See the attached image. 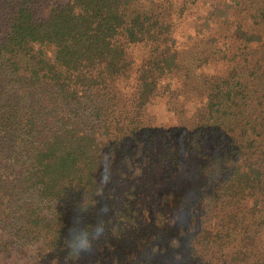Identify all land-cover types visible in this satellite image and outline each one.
<instances>
[{"label":"trees","instance_id":"trees-1","mask_svg":"<svg viewBox=\"0 0 264 264\" xmlns=\"http://www.w3.org/2000/svg\"><path fill=\"white\" fill-rule=\"evenodd\" d=\"M184 1L66 0L38 17L36 0H15L6 13L4 99L11 90L17 105L28 98L64 111L36 143V110L0 104V137L15 139L30 168L27 187L55 208L52 218L24 213L27 231L42 240L38 258L72 262L96 248L106 259L91 264H264V0L251 16L244 5L260 0H199L204 13L178 36L174 17L191 5ZM219 61L225 75L212 72ZM163 97L172 116L160 139L148 113ZM155 140L169 164L184 150L202 158L198 181L164 191L141 212L149 221L138 219L146 207L130 185L110 235L93 238L110 175L139 182L152 163L145 144ZM11 155L0 166L6 182ZM68 208L87 216L81 227H67ZM9 246L10 237L0 239L8 258Z\"/></svg>","mask_w":264,"mask_h":264},{"label":"rangeland","instance_id":"rangeland-1","mask_svg":"<svg viewBox=\"0 0 264 264\" xmlns=\"http://www.w3.org/2000/svg\"><path fill=\"white\" fill-rule=\"evenodd\" d=\"M15 0H0V31L5 29V24H7L6 13L10 10L11 13L14 11ZM66 0H36L33 5L36 9L38 17L47 16L49 11L54 7H57ZM176 4H182L184 0H173ZM186 1V0H185ZM184 1V2H185ZM191 5H188L187 13L184 14L182 18L174 17L176 22V29L178 36L183 33H187L190 30V20L196 15H202L204 13V8L199 4V0H188ZM10 2V8L8 4ZM157 2H165L167 0H157ZM263 2L260 0L259 3L244 5L247 8V14L249 16L253 15L260 5ZM248 15L246 17H248ZM246 17L243 18V23L245 28H249L252 23V20H249ZM181 39V36H180ZM231 47H237V43L231 41ZM218 48V46H217ZM242 52L247 53L248 51L242 50ZM139 54V53H138ZM142 54V51L140 52ZM139 60V59H138ZM212 72L218 75H225L227 73V67L225 64H215L213 66ZM255 86L249 88L253 89ZM257 89V88H256ZM2 86H0V104L4 106H9L18 108L22 113H30L36 110L37 121L40 123V129L34 135L33 140L39 142V137L44 136L46 133L52 132L56 129L57 114L61 109H56L53 112H49L45 104L41 100L35 99H24L23 104L17 105L16 99L13 98V91L10 90V93L6 95V100L2 95ZM258 93H262L259 89ZM127 92H124L122 98L127 96ZM123 101V100H122ZM166 98L158 100L155 106L152 107L151 114L148 113L151 117L152 127H149L151 133H156L159 138L161 132V124L166 125L167 121L172 116L171 110L165 112L168 104H166ZM164 104V105H163ZM157 105V106H156ZM61 112H64L61 110ZM155 135V134H154ZM145 138V136H144ZM156 138V137H155ZM10 142H3V139L0 137V166L4 161L10 163V153H12L13 163L11 169H14V173H10V182L2 179L0 174V239H6L10 237V254L14 255L10 258L5 257L6 251L4 249L0 250V264H91L95 261L96 257L105 260L106 258L101 255L102 252L96 250V248L91 249L83 255L81 258L76 261H64L59 259V257L47 256L44 258H38L36 253V248L39 245H42V240L39 236L30 233L27 231V221H25L24 213L28 207L34 208L38 214H44L49 217H54L55 208L51 206L46 200H42L40 195L37 192L36 188H29L25 180L23 179L25 174L29 172L30 168L28 162L25 161V158H22L20 155L19 145L16 144L14 138H10ZM161 139V138H160ZM150 144L146 143L145 146L148 148V153L152 163L149 167V170H146L141 177L139 182L134 181L133 178L124 177L121 174L113 173L110 175L109 182L104 185L101 193L97 198L96 208L94 213L98 219L92 221V226L94 228L95 234L94 237L102 240V237L110 235V231L113 227V223L116 222L114 215L118 209L123 206L125 201V195L129 193V186H136L137 192H139V202L144 203L146 209L140 208L139 218L142 219L143 211H149L147 208L148 205L154 201L159 200V197L164 191L169 189H174L176 186L184 185L188 189L195 185L198 181L197 178H193L194 174L197 172L199 163L202 161L196 153H185V150L180 152V155H176L174 158V163H168V161H163V152L165 151L162 145H160L159 140L149 141ZM155 145V146H154ZM180 162V167L175 166ZM17 177L13 180L14 177ZM188 179L187 183L182 181ZM127 198V197H126ZM95 207V206H94ZM67 227H74L76 224L78 227H81L84 222L87 220V216L78 218L79 213L77 210L68 208L66 213ZM150 215V214H149ZM145 217V216H144ZM149 221L150 217L145 218ZM114 220V222H113ZM73 232V230H71ZM129 243L128 237H124L122 244L127 246ZM102 260V262H103Z\"/></svg>","mask_w":264,"mask_h":264},{"label":"clouds","instance_id":"clouds-1","mask_svg":"<svg viewBox=\"0 0 264 264\" xmlns=\"http://www.w3.org/2000/svg\"><path fill=\"white\" fill-rule=\"evenodd\" d=\"M69 246H70L71 248L73 247L71 243H70V245H69Z\"/></svg>","mask_w":264,"mask_h":264}]
</instances>
